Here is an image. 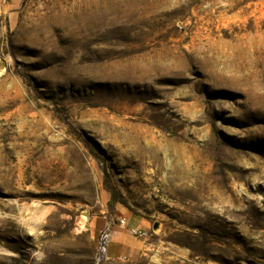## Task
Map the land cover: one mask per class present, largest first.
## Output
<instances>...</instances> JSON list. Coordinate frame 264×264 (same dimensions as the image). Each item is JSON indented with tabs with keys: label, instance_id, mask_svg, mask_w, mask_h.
<instances>
[{
	"label": "rangeland",
	"instance_id": "374dc122",
	"mask_svg": "<svg viewBox=\"0 0 264 264\" xmlns=\"http://www.w3.org/2000/svg\"><path fill=\"white\" fill-rule=\"evenodd\" d=\"M0 264H264V0H0Z\"/></svg>",
	"mask_w": 264,
	"mask_h": 264
},
{
	"label": "crops",
	"instance_id": "0c3cea01",
	"mask_svg": "<svg viewBox=\"0 0 264 264\" xmlns=\"http://www.w3.org/2000/svg\"><path fill=\"white\" fill-rule=\"evenodd\" d=\"M127 228L129 230H138L140 226L136 221L130 217L126 219ZM140 239L132 235L128 230L117 231L109 245L108 256L110 258H127L132 254V252L140 248Z\"/></svg>",
	"mask_w": 264,
	"mask_h": 264
},
{
	"label": "built area",
	"instance_id": "2783aa9c",
	"mask_svg": "<svg viewBox=\"0 0 264 264\" xmlns=\"http://www.w3.org/2000/svg\"><path fill=\"white\" fill-rule=\"evenodd\" d=\"M118 226L120 228H123L125 226V220H119L118 222ZM111 229H110V225L107 226V228L103 231V233L101 234L100 237V242H99V251L100 253H105L107 250V246L110 242V237H111V233H110ZM129 232L133 235L142 237L145 234L138 232L137 230H129Z\"/></svg>",
	"mask_w": 264,
	"mask_h": 264
},
{
	"label": "trees",
	"instance_id": "16d2710c",
	"mask_svg": "<svg viewBox=\"0 0 264 264\" xmlns=\"http://www.w3.org/2000/svg\"><path fill=\"white\" fill-rule=\"evenodd\" d=\"M107 184V176L104 179V188L109 192L110 199L108 201V206L113 207V205L116 203V195L115 193L106 185Z\"/></svg>",
	"mask_w": 264,
	"mask_h": 264
}]
</instances>
